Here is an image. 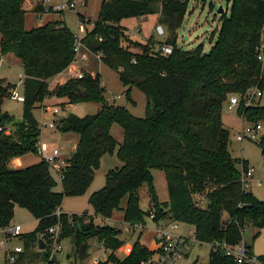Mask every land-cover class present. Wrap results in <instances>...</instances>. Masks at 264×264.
I'll list each match as a JSON object with an SVG mask.
<instances>
[{
    "label": "trees",
    "instance_id": "16d2710c",
    "mask_svg": "<svg viewBox=\"0 0 264 264\" xmlns=\"http://www.w3.org/2000/svg\"><path fill=\"white\" fill-rule=\"evenodd\" d=\"M20 1L0 0V54L12 53L22 72L19 118L0 108V227L10 223L14 205L26 209L35 224L17 236L22 250L15 259L11 263L2 259L0 264H32L38 259L52 263L55 258L47 259L44 240L48 238L46 229L54 224L57 239L70 241L71 264L85 257L91 237L107 250L104 259L95 264H138L154 254L156 249L146 248L137 237L126 254H113L122 243L118 229L95 223L93 216L105 218L114 209L121 211L122 220L130 226L143 224L149 214L153 221L169 218L186 223L197 242L234 244L241 240L248 222L255 228L253 239L264 227V199L241 184L240 172L246 162L231 155L220 111L230 94L240 96L249 87L260 90L263 86L264 58L255 57V46L264 33V0H228L227 12L219 15L206 51L200 44L191 49L175 44V29L187 0H100L96 17L80 41L101 52L99 61L116 71L119 82L126 86L127 98L131 86L142 92L141 116L132 115L122 105L107 103L96 71L90 75L84 70L80 78H67L48 88L47 79L62 71L73 56L74 34L58 19L24 28ZM149 13H157L156 23L166 32L163 41L155 43L169 44L170 52L151 48V39L142 42L130 38L118 23L120 18ZM76 16L81 22L82 15ZM12 86L0 78V103ZM44 95L64 97L66 103H100L92 113L68 112L52 119L55 129L76 135L75 147L65 157L58 180L59 191L53 189L55 180L41 158L23 166L10 164L13 157L35 153L39 126L32 109ZM235 113L245 122H255L264 118V106L255 98L246 104L239 98ZM111 123L121 129V140L114 150L121 164L108 168L102 185L89 192L86 201L91 213L54 214L64 195L85 191L99 157L114 149ZM256 144L264 161V131ZM150 169L162 171L166 200H158ZM142 182L148 195L145 210L139 207L135 191ZM195 194L201 196L203 205L194 201ZM37 238L42 239V249H35ZM244 246L247 254L264 264V253L253 254L250 244ZM204 264L236 263L221 249L208 248Z\"/></svg>",
    "mask_w": 264,
    "mask_h": 264
},
{
    "label": "rangeland",
    "instance_id": "374dc122",
    "mask_svg": "<svg viewBox=\"0 0 264 264\" xmlns=\"http://www.w3.org/2000/svg\"><path fill=\"white\" fill-rule=\"evenodd\" d=\"M21 0L20 6L24 10L23 15V26L24 28H30L34 25H38L52 17L53 19L62 20L64 24L69 28L74 34L81 31V27H77L78 21L76 13L82 15V22L84 24V30L90 28L91 21L95 19L98 9V4L100 0H74V8H64L59 10H53L51 4H66L69 0ZM47 5V11L43 9V5ZM228 0H187L185 12L182 16L179 26L175 29V44L182 49H191L197 44L201 45V50L206 51L210 45V42L213 39L214 32L218 26V17L224 12H227ZM152 15H145L135 26L134 18L124 17L120 18L118 23L127 26L126 34L136 40H142L144 42L146 39H151L154 42L152 43L153 49L156 48L155 41L163 40L166 37L165 28L161 25L164 34L157 35L152 33L148 35L150 27L156 25L152 23ZM89 20L87 22L86 20ZM146 37V38H143ZM158 47V46H157ZM132 50H136V47L129 46ZM2 59L0 60V78L4 81L13 84L12 88H9L8 92L15 90L18 94H21V66L19 60L12 54L6 53L1 55ZM87 72L94 73L95 71L99 75V84L103 88V96L107 103L118 104L124 106L129 113L135 116H141L143 114L144 106V96L140 90L136 87L131 86L128 98L124 94L125 87L122 85L118 78L116 71L107 66L106 64L100 62L99 60L92 59L84 65ZM88 69V70H87ZM64 74L55 75L47 79L48 88H51L57 81L52 79H63ZM63 82V81H62ZM255 90V89H254ZM253 90V92H254ZM259 93L257 99L258 104L264 106V83L260 90H257ZM63 100V101H60ZM65 102L64 97H56L54 95H44L40 102V105H56L58 110L53 114L52 119H56L65 115L68 112L74 113L76 115H83L85 113H92L97 110L100 106L99 102L94 101H82L70 104H63ZM38 104V105H39ZM42 106V107H43ZM40 107V106H39ZM39 107H34L32 109V115L36 120H39L40 117H47L48 112H42L39 110ZM0 108L3 111H6L13 115L14 119H18L20 116V101L11 99L8 95H5L2 98L0 103ZM220 120L221 123L228 130V149L232 156L238 157L245 160L247 167H252V172L249 177V189L250 192L257 197L258 199H264V185L263 177L264 170L262 165L264 161L262 155L259 152V148L256 144V140H242L237 141L234 138L235 131H237L242 124L245 123L241 117L235 113V106L230 109L226 108L224 103L220 111ZM261 128L260 131H264V119H260ZM41 130V132H40ZM109 133L115 140L114 149L111 153H104L99 157L98 166L94 169L90 183L88 184L85 192L79 195H64L60 201V209L62 212L66 213H79L81 211H86L91 213V208L88 205L86 199L90 191L99 188L103 183V175L108 168L118 166L121 164V161L118 160L114 154L116 146L121 140V129L116 123H111L109 126ZM75 134L73 132H61L55 129L54 123L52 127L49 128L46 125L39 127V134L36 139H40L45 142L49 148L57 147L61 154L64 157H67L70 153L71 147L74 144ZM27 160L33 161L38 159L34 153L28 152ZM36 161V160H35ZM32 163V162H30ZM23 166V165H22ZM152 184L154 191L157 195L158 200L165 198L166 189L163 174L161 170L150 169ZM52 177L55 180L54 190L59 191V181L55 176V173H51ZM136 194L138 197V205L142 210H145L148 205V195L146 191V185L142 182L136 188ZM125 195L122 196L119 200V206L122 207L125 202ZM194 201L203 205V199L198 194L193 196ZM119 209H114L113 214L118 216ZM223 216V214H222ZM10 223H18L20 226L21 233L30 231L34 224L35 220L30 215V213L17 205L13 206V213L10 219ZM115 226L116 222H110ZM177 227L175 229L176 233L180 235H189L187 229L189 227L186 223L176 222ZM111 225V226H112ZM153 226L150 219L144 216V224L141 226H133V233L130 232L125 224L119 226L120 232L119 237H123L125 240H132L136 231L141 227V237L140 240L146 242L148 236H150V228ZM255 228L250 224L246 223L241 232V238H243L248 244L251 243L252 231L254 232ZM191 232V231H190ZM152 239V238H151ZM122 240V239H121ZM45 241V247H48V240ZM251 249L256 254L264 253V227L259 228L257 236L252 241ZM62 250L65 255L60 257V264H71L72 260V247L70 241L67 238L62 239ZM8 244H20V239L18 237H13L8 241ZM87 250L86 255L81 259L78 264H95L96 260L102 261L100 253L102 248L99 243L96 242L94 238L87 239ZM35 249H37L35 247ZM154 249V248H153ZM207 250L208 245L206 242H191L189 248L186 250L185 254L173 261L172 264H190L194 259L196 264H204L207 259ZM98 257V258H96ZM102 259V260H101ZM0 262H2V256L0 254ZM32 264H48L41 259L35 260ZM49 264H52L51 262ZM104 264H113L111 262H105Z\"/></svg>",
    "mask_w": 264,
    "mask_h": 264
},
{
    "label": "built area",
    "instance_id": "2783aa9c",
    "mask_svg": "<svg viewBox=\"0 0 264 264\" xmlns=\"http://www.w3.org/2000/svg\"><path fill=\"white\" fill-rule=\"evenodd\" d=\"M42 1L47 3L46 0ZM51 8L53 10L74 8V0H69L66 2V4H51ZM43 9L47 11L46 4L43 5ZM77 21V27H81V31H78V33L74 34L72 47L73 56L67 66L59 72L61 74H64V80L67 78H80L84 71V65H86V63L92 59L99 60L101 56V52L99 50L92 51L80 41V37L84 33V24L82 21L80 22L79 19H77ZM153 30L157 34H160L162 32V27L160 24L156 23V25L153 26ZM170 49L171 46L165 43H161L157 47V50L161 53H168L170 52ZM255 57L258 60H262L264 58V33L260 34L259 42L255 46ZM1 59L2 57L0 54V60ZM88 73L90 75L93 74L92 72ZM257 90L258 89H256L255 87H249L240 96H238L237 94H230L225 103L226 108L230 109L231 107L236 106L239 98L242 100L243 104H246L247 102H249L250 98L259 96ZM8 96L11 99H15L18 101L22 99L21 94H18L15 90H11L8 93ZM42 106L43 105L40 104L38 105L41 114L42 112H48L50 116L47 118L40 117L39 120H37L38 126L41 127L43 125H46L50 128L52 127L53 123V114L57 112L58 107L56 105ZM260 128V119L256 120L255 122H245L237 131H235L234 138L237 141L256 140L261 134ZM35 154L46 163L50 173H55V176L58 180L62 177V168L65 163V157L60 153L57 147L49 148L45 142L41 141L38 138L35 142ZM262 169L264 170V164L262 165ZM251 172L252 167L247 166L242 172H240V181L244 188H247V182L249 180ZM197 195L198 194H195L194 196ZM59 211V208H56L54 210V214H58ZM151 216L152 215L149 214L148 217L151 218ZM154 222L155 224L152 229V236L155 244L154 249H156V251L154 252V254L148 256L147 258L140 260L138 264H172L173 261L179 259L185 254L191 242L196 241L192 235V231L190 232L188 230L189 235L184 236L176 233L175 229L177 223L172 219L163 218ZM20 233L21 231L18 223H9L5 226L0 227V254L2 256V259L6 261V263H11L15 259L17 254H19L22 250L21 244H8V241L11 240V238L17 237ZM46 233L48 237L47 259L49 260L51 257H54L55 260L52 261V264H60L59 259L60 257L64 256V252L60 243L61 241L57 239V224L48 227L46 229ZM206 243L208 245V248L210 249L219 248L223 251L224 254L231 255L236 264H242L243 262H248L249 264H259L254 255L247 254L244 243L241 240L234 244H226L223 241L216 240H211ZM101 248L102 251L100 253V256L104 258L107 250L102 246Z\"/></svg>",
    "mask_w": 264,
    "mask_h": 264
},
{
    "label": "crops",
    "instance_id": "0c3cea01",
    "mask_svg": "<svg viewBox=\"0 0 264 264\" xmlns=\"http://www.w3.org/2000/svg\"><path fill=\"white\" fill-rule=\"evenodd\" d=\"M145 15H152L153 16V18H152V23H156V16H157V13H149V14H143V15H139V16H133V18H134V24H135V26H137V24H138V22L145 16ZM50 19H53L52 17H50L49 19H46V21L47 20H50ZM45 22V21H44ZM39 25V24H38ZM120 25H122V24H120ZM34 26H36V25H34ZM122 26H124L125 28H126V30H127V26L126 25H122ZM153 26L154 25H152L151 27H150V30H149V32H148V35L147 36H149V35H152V33H155V34H157L154 30H153ZM33 27V26H32ZM73 33V32H72ZM74 34V33H73ZM161 34H164V31H163V29H162V32L160 33V34H157V35H161ZM143 38H146V37H143ZM140 41H142V40H140ZM160 42H162L163 40H159ZM159 44H161V43H157L156 44V48H157V46L159 45ZM6 54V53H5ZM1 55H3V54H1ZM84 70H86V68H84ZM88 70V69H87ZM61 73H58V74H55V75H60ZM55 75H53V76H55ZM63 78H64V76H62ZM53 81L55 80V81H57L58 80V82L57 83H60L59 82V79H55V78H53L52 79ZM61 82L62 81H64V79H62V80H60ZM60 101H63V100H60ZM63 104H70V103H66V102H63ZM50 115L48 114L47 115V117H49ZM46 117V118H47ZM51 128V127H50ZM226 128V127H225ZM40 132H41V130H40ZM75 141H76V136H75V139H74V144L72 145V147H71V150H70V152L74 149V147H75ZM35 154V153H34ZM28 154L27 153H24V154H22V155H20V156H17V157H13V158H11L10 159V164L12 165V166H22V165H26V164H29L30 162H34L35 160H38V159H35V160H33V161H28V163H26L25 164V160H27V156ZM36 155V154H35ZM37 156V155H36ZM38 157V156H37ZM242 158V157H241ZM248 182H249V180H248ZM247 188L249 189V183L247 184ZM250 190V189H249ZM85 192V191H84ZM166 198H167V196L165 197V198H163V199H159L160 201L161 200H166ZM58 208H59V210L61 211V209H60V206H58ZM88 213V212H87ZM118 214V216L116 217L115 215L116 214H113V211L111 212V214L108 216V217H105V218H101L100 216H98V215H95V216H93V221L95 222V223H107V224H109V225H112L110 222H116L117 224L114 226V227H116L117 229H118V234H119V232H120V228H119V226L121 225V224H125V226H126V228L130 231V232H132L133 233V226H135L136 224H134V225H129L127 222H125V221H123L122 220V218H121V211L119 210V212L117 213ZM148 219H150V221H151V223H153V226L150 228V236H148V240L146 241V242H144L143 240H140V237H141V227L136 231V233L134 234V236H133V238H132V240L133 239H135V237H137L138 238V241L140 242V243H142L144 246H146V248H148V249H153L154 248V246H155V244H154V239H153V236H152V229H153V227H154V224H155V222L153 221V220H151V218H149V217H147ZM143 224H144V222H143ZM113 226V225H112ZM141 226V225H140ZM177 227V226H176ZM187 229H190V231L192 230V228H191V226L189 225V227L187 228ZM258 232H259V229H258ZM252 233H253V231H252ZM258 234V233H257ZM257 236V235H256ZM255 236V237H256ZM118 237H119V235H118ZM254 237V238H255ZM120 239H122V243L113 251V254L115 255V256H117V257H121L122 255H124V254H126L127 252H128V250H129V248H130V245H131V242H132V240L130 239V241H127V240H125L123 237H119ZM152 238V239H151ZM253 238V239H254ZM253 239H252V241H253ZM241 241L242 242H244V243H246V244H248L243 238H241ZM251 241V243H250V251L253 253V254H256V252H253L252 251V249H251V246H252V242ZM61 242H62V240H61ZM97 243H99L98 241H96ZM62 244V243H61ZM100 244V243H99ZM65 255V254H64ZM102 259H104V258H102ZM101 259V260H102ZM100 260V259H99Z\"/></svg>",
    "mask_w": 264,
    "mask_h": 264
},
{
    "label": "water",
    "instance_id": "95a60500",
    "mask_svg": "<svg viewBox=\"0 0 264 264\" xmlns=\"http://www.w3.org/2000/svg\"><path fill=\"white\" fill-rule=\"evenodd\" d=\"M36 248L37 249H42L43 248V242L41 238H37L36 240Z\"/></svg>",
    "mask_w": 264,
    "mask_h": 264
}]
</instances>
